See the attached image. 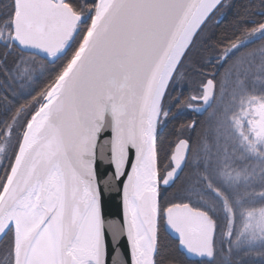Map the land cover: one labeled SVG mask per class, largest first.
<instances>
[{
	"label": "snow or ice",
	"instance_id": "snow-or-ice-1",
	"mask_svg": "<svg viewBox=\"0 0 264 264\" xmlns=\"http://www.w3.org/2000/svg\"><path fill=\"white\" fill-rule=\"evenodd\" d=\"M172 2L0 0V135L15 136L7 162L0 160L2 264H117L118 253L120 264H162L169 236L174 255L168 258L179 253L186 258L182 264L193 259L214 264L219 236L229 241L221 249L229 264H264V209L242 210L244 225L234 232L231 221L227 229L221 227L215 209L170 198L194 144L181 137L169 148L159 139L171 115L169 90L184 77L201 42L214 39L209 24H219L218 13L227 7L224 0H193L176 39L149 74L157 17ZM85 12L88 27L63 71L39 89L35 83L26 87L25 79L33 82L29 62L58 58L78 33ZM250 31L264 32V24ZM237 46L231 43L216 63L226 64ZM246 70L238 60L222 74L212 73L186 106L201 111L193 101L207 105L231 85L237 103L231 119L235 126L250 125L251 136L241 134L240 147L251 154L264 146V93L249 90ZM89 90L95 92L92 114L85 108ZM37 96L41 99L33 104ZM184 103L177 98L178 105ZM187 128L194 131L196 122ZM101 141L111 142L109 171L120 185L128 259L115 239L109 255L103 200L109 188L101 187L100 177L107 172L98 166ZM209 148L204 141L205 151ZM210 160L206 155L205 167ZM199 163L197 154L194 166ZM234 172L221 170L224 183L233 188L243 175ZM236 202L241 203L238 190Z\"/></svg>",
	"mask_w": 264,
	"mask_h": 264
},
{
	"label": "rangeland",
	"instance_id": "rangeland-1",
	"mask_svg": "<svg viewBox=\"0 0 264 264\" xmlns=\"http://www.w3.org/2000/svg\"><path fill=\"white\" fill-rule=\"evenodd\" d=\"M262 37H264V32L251 31L243 40L237 42L236 49ZM225 48H221L219 54L210 57L208 59L211 61L210 63H216V58L223 55ZM238 60H243L247 66V70L242 74L246 77L249 90L257 95L264 93V67H262L264 66V45L236 56L227 67H234ZM219 65L217 63L215 66L218 68ZM212 73H216V71L209 74L189 73L187 78L180 82L178 93L174 95V99L171 98L169 101L171 115L163 125L169 126L180 122L184 112L191 109L186 106L188 98L200 94L201 81L211 76ZM177 98L185 103L178 105ZM192 103L197 105L201 101ZM236 108L237 103L233 99V89L230 85L222 96L217 95L213 107L209 108L208 117L202 128L203 133L194 145L189 168L181 180L175 184L172 191L174 192L173 197L176 199L190 201L201 209H215L214 215L219 219L221 225H229V221H231L233 231L239 232L244 225L242 210L247 209L258 213L259 210L264 209V146H258L257 151L251 154L242 151L240 147L241 134L251 136V128L246 122H242L239 126L233 124L231 117ZM204 141L210 145L207 151L204 149ZM9 150L8 141L0 144V160L7 162ZM197 154L200 156V163L194 166ZM206 155L211 156L207 167H205ZM222 169L225 174L232 171L234 175V169H239L242 172V179L239 184L235 185V188L224 183L221 178ZM243 177H247V181ZM237 190L241 199L240 204L236 202ZM256 220H259L258 215ZM224 246L222 237L218 249L221 259L224 260L223 264H229V261L225 259L226 252H221ZM221 259L218 258V261L222 263ZM231 264L233 263L231 262Z\"/></svg>",
	"mask_w": 264,
	"mask_h": 264
},
{
	"label": "trees",
	"instance_id": "trees-1",
	"mask_svg": "<svg viewBox=\"0 0 264 264\" xmlns=\"http://www.w3.org/2000/svg\"><path fill=\"white\" fill-rule=\"evenodd\" d=\"M224 4L227 7L221 10V12L218 13L219 16L216 18V20L220 21V23L217 24L214 21L213 23L209 24L208 27V32L214 36V39L208 44L201 42L197 53L194 54L184 69V77L179 79L177 83L171 87L172 89L170 88V94L172 93L171 91L175 89V87H179L180 82L185 80L189 73L209 74L212 71H216V73L221 74V71L227 67L236 56L250 52L252 48L258 49L264 45V37L256 41L246 43L240 46L238 49L233 50L230 53L226 64H220L218 68L215 66L217 63H206L210 57L219 54L221 48L229 47L233 42H240L251 32V28L264 24V0H225ZM246 28L248 29L247 31L245 30ZM79 42L80 40L75 45H73V47L68 52H66V54L56 58L54 61H40L39 59L30 61L28 65L29 75L33 77V82H28L27 79H25L24 83L26 87L31 88L33 87V83H35L36 89H39L47 82L54 80V78L63 71V68L74 56ZM216 79L219 80V76H217ZM40 99L41 98L37 96L36 100L33 101V104L39 103ZM207 117L208 114L203 116L201 119L200 117L194 118L197 119L196 129L189 132L187 128L189 120L183 115L179 120L180 122L173 123V125L166 126L165 128L162 126L158 132L159 139L165 144L166 147L168 146L169 148H171L181 137L191 139L192 144L195 145L196 141L203 133L202 128L205 125ZM182 125H185L183 129L181 127ZM6 141H8L10 144V150L8 153L9 157L12 151L13 143L15 141V136L9 138L7 132H5L3 135H0V144L5 143ZM168 167L171 168V164H169ZM161 175H164L163 170L161 171ZM172 189L173 188H171V191ZM172 197L173 194L171 192L170 198ZM217 220L220 223L218 218ZM221 227L223 229H227L228 225H221ZM223 242L224 245H226L229 241L223 239ZM165 244H168L169 247L165 249L164 258H162V264H182L181 260H185L186 258L180 256L179 253H176L178 258H168L174 255V243L171 236L165 240ZM220 255L221 253L218 254L214 264H223L224 260L223 258L221 259ZM218 258L222 260V263L221 261H218ZM231 262L235 264L234 260ZM0 264H2V262H0ZM183 264H207V261L191 260L183 261Z\"/></svg>",
	"mask_w": 264,
	"mask_h": 264
},
{
	"label": "water",
	"instance_id": "water-1",
	"mask_svg": "<svg viewBox=\"0 0 264 264\" xmlns=\"http://www.w3.org/2000/svg\"><path fill=\"white\" fill-rule=\"evenodd\" d=\"M192 2L193 0H173V2L167 8H165L158 14V30L156 41L154 46L150 49L147 58V70L149 74L155 67V65L159 62L167 46L176 39L178 29L184 21V18L187 15L188 9L191 6ZM144 82H146V75L142 74L140 83L143 84ZM94 95L95 92L93 90H89L86 97L85 108L89 114H92L94 112ZM214 101L215 98L210 100L208 104L204 106L206 108H210L213 106ZM110 124L111 121H107L105 124V128L109 127ZM110 143L111 142L103 143V141H101L98 146V153L100 156L98 166L101 172H107V175H103L100 177L101 187L103 188L106 185L109 188V190L104 193L103 197L105 231L106 235L107 233H111V236L108 237L109 255L111 256L112 240L115 239L117 241V247L119 248L120 252L123 253V258L128 259V250L125 243L126 233L124 232L122 217L120 185L117 182L114 173L109 171L112 168V165L110 163ZM186 164L182 165L183 171L186 167ZM183 171L178 173V179ZM178 179H175V182ZM116 260L117 264H120L121 256L119 253L116 256Z\"/></svg>",
	"mask_w": 264,
	"mask_h": 264
},
{
	"label": "flooded vegetation",
	"instance_id": "flooded-vegetation-1",
	"mask_svg": "<svg viewBox=\"0 0 264 264\" xmlns=\"http://www.w3.org/2000/svg\"><path fill=\"white\" fill-rule=\"evenodd\" d=\"M86 2H87V4L88 5H92V4H94V3H96L97 2V0H86ZM88 24H89V18H88V13L87 12H85V15H84V19H83V21H81V23H80V26H79V31H78V33L75 35V37H74V39H72L70 42H69V45H68V47L65 49V51L59 56V57H61V56H63L64 54H66V52H68L72 47H73V45H75L79 40H81V38L84 36V34H85V32L84 31H86V29H87V27H88ZM172 89V88H171ZM172 93H171V98L172 99H174V95L175 94H177L178 93V87H175V89L173 90V91H171ZM200 108H202V110L201 111H193L192 109H188V110H186L185 112H184V116L185 117H187L188 118V120H189V122H191V121H193V119L194 118H198V117H200V119L203 117V116H206V114L210 111L209 109H206L205 108V106H204V104L202 103V101H201V103L200 104H197ZM203 107H204V109H203ZM173 118H174V116H173ZM194 121L196 122V124H197V119H194ZM201 121V120H200ZM167 125H163V127L165 128ZM189 140V142H190V144H192V140L191 139H188ZM191 156H192V154L189 156V158H188V162H187V164H186V167H185V169H184V171H183V173L181 174V176H180V178L174 183V185L172 186V188L175 186V184L184 176V174L186 173V171L188 170V168H189V165H190V163H191ZM174 192L172 191V194H173ZM201 209V208H200ZM222 237L223 236H219L218 238H217V256H218V254L220 253V251H219V249H218V247H219V243L218 242H220V240L222 239ZM224 239V238H223ZM217 256H216V258H217ZM216 260V259H215Z\"/></svg>",
	"mask_w": 264,
	"mask_h": 264
}]
</instances>
